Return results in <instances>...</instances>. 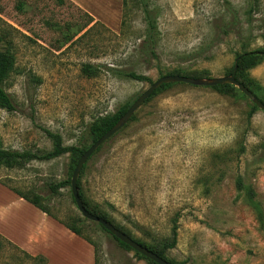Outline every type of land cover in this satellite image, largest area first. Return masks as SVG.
<instances>
[{"label": "rangeland", "instance_id": "374dc122", "mask_svg": "<svg viewBox=\"0 0 264 264\" xmlns=\"http://www.w3.org/2000/svg\"><path fill=\"white\" fill-rule=\"evenodd\" d=\"M81 1L85 7L26 0L18 10L17 0H0V30L14 27L7 38L15 54L5 80L13 109L0 108V147L48 150L46 130L59 133L65 145L77 144L88 122L133 101L150 84L116 70L151 81L175 67L217 77L229 74L236 53L264 46V0H151L158 36L157 58L150 59L139 53L140 9L129 10L122 29V0ZM229 8L240 22L222 33L218 26L229 20ZM90 18L97 23L75 40ZM88 62L98 66L96 76L81 73ZM248 75L264 91V59ZM178 83L143 102L87 160L78 175L84 198L145 243L168 237L175 219L176 244L165 255L178 263L264 264V112L249 115L250 101L239 95ZM69 163L64 153L0 167V183L45 195L47 184L68 177ZM238 175L257 208L237 190ZM50 207L66 221L83 217L69 186ZM81 229L95 243L98 264H146L94 221ZM23 251L1 238L0 264H44Z\"/></svg>", "mask_w": 264, "mask_h": 264}, {"label": "trees", "instance_id": "16d2710c", "mask_svg": "<svg viewBox=\"0 0 264 264\" xmlns=\"http://www.w3.org/2000/svg\"><path fill=\"white\" fill-rule=\"evenodd\" d=\"M25 1L26 0H17L16 7L18 10L23 9L25 5ZM64 1L66 0H58V2L60 3H63ZM130 9H140L142 13L144 25H145L142 40L139 45L140 55L142 57H146L147 59L157 58L156 45H157L158 31H157V23H156V10L155 8L151 7V0H122V16H121V23H120L122 29L126 25V17L129 15L128 12ZM0 13H1V8H0ZM228 13L230 16L229 20L223 23L222 25L218 26L219 31L222 33H228L230 30H233V27H235L236 24L240 22L238 18L239 15L236 10L229 8ZM246 14H247L246 22H250L249 17L251 14H250L249 9L246 12ZM92 22H93V19L90 18L89 21L77 31L79 32L83 30L86 26H88ZM96 23L97 21L93 22L75 40L82 39L91 30V28H93V26ZM13 29L14 27L12 25L6 23V28L3 30L2 29L0 30V41L6 42L3 48L0 49V108H4L7 110L13 109L12 99L9 93L5 89V80L14 66V59H15V54L13 51L11 40H8L7 38L10 31ZM261 37L264 40V33L261 35ZM68 40H71V39H68ZM200 49L203 50V48H200ZM263 59H264V46L256 47L251 50L243 49L241 52H238L235 54L231 69L229 70V74L234 73L235 78L239 82H241L244 86H246L261 102L264 103V91L260 88V86H258L256 81L250 78L248 75V70L258 65L259 63H261ZM80 70H81V73L84 74L85 76L93 77L98 74L99 69L97 65L88 62V63H82ZM116 71L118 74L124 77H128V78L139 80V81H148L152 83L149 77H147L144 74L137 73L134 70L121 69V70H116ZM165 74H178V75H185V76H190V77H207L208 76L206 71L205 72L204 71H186V69H183L182 67H175L172 70L167 71ZM175 84H179V83L178 82H168V83L161 84L151 93V95L145 101H147L152 95H154L161 89L173 86ZM211 88H213L214 90L224 95H231V96L239 95L245 99H248L247 96L243 92H241L236 86L230 83L216 84L214 86H211ZM131 103H132L131 100H126L125 102L120 104L115 111L97 116L96 118L88 122L83 128V130L81 131L80 135L78 136L77 144L65 145L63 144L62 137L59 133L46 130V133L52 143V147L48 150L19 151L17 149L0 147V167H6V168H21L28 161L32 159L49 160L51 158L57 157L64 153L69 154L70 163H69L68 177L65 179L59 180L57 182H50L49 184H47L46 185L47 191L45 195H42L33 189L22 190L14 186L7 185L6 183L5 184L11 190H13L16 194H18L20 197L24 198L26 201L38 207L40 210L45 212L47 215L53 217L54 219L62 223L69 230H71L75 234L81 236L86 241H88L93 246V249H94V264H98L97 248L95 246V243H93V241H91L88 237L84 236V234L82 233V229H81L82 224L87 219L84 217L73 218L69 221L60 219L58 216H56V214L52 212L50 204H51L52 198L58 194L60 188L65 187V186L70 187V176L75 166V163L77 162L80 155L88 148V146L92 142L98 139L105 131H107L117 121V119L127 110V108L130 106ZM250 105H251V108H250L249 115H251L255 110L259 109L251 101H250ZM133 116L134 115L132 114L131 118H133ZM102 145H100L95 151H93V153L89 156V158H91V156L95 152H97L101 148ZM86 162L83 164L80 173L86 167ZM236 188L239 192H242L245 195V199L248 201V203H250L252 206L257 208V202L253 200V191L251 187L249 185L244 184L243 179L240 175L236 177ZM77 190H78V195L82 203L84 204L85 208L90 213L107 219L115 227L125 232L135 241L146 246L148 249L152 250L153 252H155L162 258L166 259L170 263L181 264V263L174 261L173 259L168 258L165 255L166 251L173 248L176 244L177 225H176L175 219H172V223H171L172 225H171L170 234L168 237L159 240L157 243H153V242L145 243L141 239L134 237L129 230H125L121 225L115 224L107 216L106 212L97 210L96 208L89 207L81 191L79 177L77 179ZM70 196L72 198L71 191H70ZM72 201L74 203L73 198H72ZM95 224L100 229L108 233L112 238H114V240H116V242L120 246H122L123 248L129 249V250H133L127 244L120 241L114 235L108 232L100 223L95 222ZM1 238L4 241L10 243L8 240L3 238L2 236H0V242H1ZM133 251L138 257L145 259L146 264H158L154 262L153 260L143 256L139 252L135 250ZM23 252L31 258H38L41 261H43L44 264H47L44 256L42 255L32 256L25 251Z\"/></svg>", "mask_w": 264, "mask_h": 264}, {"label": "crops", "instance_id": "0c3cea01", "mask_svg": "<svg viewBox=\"0 0 264 264\" xmlns=\"http://www.w3.org/2000/svg\"><path fill=\"white\" fill-rule=\"evenodd\" d=\"M84 6L81 0H72ZM81 1V2H80ZM0 236L48 264H94L93 246L0 183Z\"/></svg>", "mask_w": 264, "mask_h": 264}, {"label": "water", "instance_id": "95a60500", "mask_svg": "<svg viewBox=\"0 0 264 264\" xmlns=\"http://www.w3.org/2000/svg\"><path fill=\"white\" fill-rule=\"evenodd\" d=\"M168 82H183L195 86H214L216 84L230 83L236 86L241 92H243L247 98L254 103L260 110L264 112V103L261 102L246 86L239 82L234 73L217 76V77H190L178 74H165L149 84V86L142 91L130 104L127 110L117 119V121L105 131L98 139L92 142L88 148L80 155L70 176V191L74 203L81 213V215L91 221L100 223L108 232L114 235L117 239L127 244L133 250L139 252L143 256L153 260L158 264H172L166 259L162 258L146 246L138 243L125 232L115 227L107 219L90 213L82 203L77 190V179L83 164L87 161L89 156L95 151L101 144L108 140L114 133H116L126 122L131 118L135 110L151 95V93L163 83Z\"/></svg>", "mask_w": 264, "mask_h": 264}]
</instances>
